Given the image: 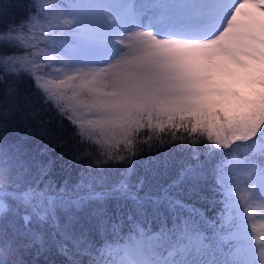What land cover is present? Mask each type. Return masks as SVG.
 <instances>
[{
    "label": "trees",
    "instance_id": "1",
    "mask_svg": "<svg viewBox=\"0 0 264 264\" xmlns=\"http://www.w3.org/2000/svg\"><path fill=\"white\" fill-rule=\"evenodd\" d=\"M36 1L0 0V264H117L113 250L127 242L128 264L168 254L170 264H228L213 172L221 151L206 147L204 125L142 116L126 148L106 151L35 85L34 52L16 31ZM246 153L264 165V149Z\"/></svg>",
    "mask_w": 264,
    "mask_h": 264
},
{
    "label": "rangeland",
    "instance_id": "2",
    "mask_svg": "<svg viewBox=\"0 0 264 264\" xmlns=\"http://www.w3.org/2000/svg\"><path fill=\"white\" fill-rule=\"evenodd\" d=\"M152 1L37 0L16 31L34 52L35 85L62 98L108 152L128 146L142 116L204 125L206 147L221 151L213 172L223 185L218 222L234 245L228 264H264V165L246 153L264 149V0H208L194 23L170 16L175 0ZM71 32L85 41H68ZM113 251L128 264L129 244Z\"/></svg>",
    "mask_w": 264,
    "mask_h": 264
}]
</instances>
